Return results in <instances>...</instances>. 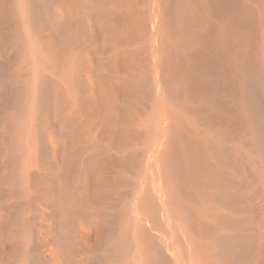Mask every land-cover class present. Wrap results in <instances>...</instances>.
Segmentation results:
<instances>
[{
	"label": "bare ground",
	"instance_id": "6f19581e",
	"mask_svg": "<svg viewBox=\"0 0 264 264\" xmlns=\"http://www.w3.org/2000/svg\"><path fill=\"white\" fill-rule=\"evenodd\" d=\"M0 264H264V0H0Z\"/></svg>",
	"mask_w": 264,
	"mask_h": 264
}]
</instances>
